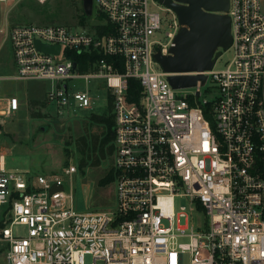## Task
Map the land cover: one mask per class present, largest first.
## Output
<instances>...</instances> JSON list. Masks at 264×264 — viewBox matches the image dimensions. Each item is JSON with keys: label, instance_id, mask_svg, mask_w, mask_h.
Here are the masks:
<instances>
[{"label": "built area", "instance_id": "2783aa9c", "mask_svg": "<svg viewBox=\"0 0 264 264\" xmlns=\"http://www.w3.org/2000/svg\"><path fill=\"white\" fill-rule=\"evenodd\" d=\"M94 6L104 23L7 30L17 70L9 79L54 83L47 102L61 117L92 108L89 90L74 81L105 84L114 116L116 205L78 213L60 176L9 173L0 155L6 264H87V257L90 264H184L186 254L190 264H264V0H229L233 58L203 73L205 84L184 95L155 60L159 52L170 55L182 27L172 9L161 0ZM164 14L171 23L162 42ZM101 27L108 32L101 35ZM37 42L60 52L44 53ZM84 55L93 60L82 72L76 58ZM130 81L141 88L138 102L131 101ZM2 100L0 88V106ZM7 105L9 118L18 99ZM76 173L73 165L65 170ZM180 198L190 201V216L184 207L177 215ZM197 214L204 217L197 229L176 227V218ZM13 227L26 234L16 236Z\"/></svg>", "mask_w": 264, "mask_h": 264}, {"label": "rangeland", "instance_id": "374dc122", "mask_svg": "<svg viewBox=\"0 0 264 264\" xmlns=\"http://www.w3.org/2000/svg\"><path fill=\"white\" fill-rule=\"evenodd\" d=\"M163 29L157 39L165 42L166 32L169 30L171 16L163 15ZM104 23L98 20V9L94 6L93 15L85 17L83 3L81 0H48L41 4L36 0H8L0 2V87L1 97L4 94L19 95L26 87L33 88L35 93L43 95L44 91L55 89L51 81H9L7 76L16 74L14 53L12 46L7 41L6 33L12 27L24 25H64L78 27ZM233 58L231 49L223 50L222 55L215 64L216 70L227 67ZM78 90H89L93 105L91 109H75L64 117L58 116L56 108L47 102L38 108L45 118H32V123L26 119L12 118L2 120L7 129L10 127L12 133L15 129L22 131L16 134L14 143H1L6 145L8 154L6 157V169L9 173L20 172L26 175H39L48 172L51 175L60 176L63 180L65 191L73 196L74 207L78 213H86L96 210L114 208L116 205L115 182L101 186V179L105 178L114 166L112 143L105 148L103 154L79 151V142L85 137L88 141H100L107 135V129L91 120L92 115L111 114L109 91L101 87V81L86 82L84 80L74 81ZM194 89H182L178 95L193 92ZM204 98L210 99L211 95L204 94ZM31 116V115H30ZM34 125L36 128H34ZM38 127V128H37ZM15 128V129H14ZM44 130V131H43ZM10 139L9 136H7ZM6 139L7 141H9ZM21 142V143H20ZM73 165L77 173L71 176L65 175V170ZM185 213L190 216L192 205L186 198L176 201V213ZM1 220V218H0ZM203 215L197 214L194 220L187 217L176 218V227H187V233L191 229L201 225ZM164 225L168 226L166 221ZM16 236H23L26 230L23 227H13ZM187 241V240H184ZM86 263L92 262L90 257ZM0 264H6L4 244L0 242ZM184 264H190V257L185 255Z\"/></svg>", "mask_w": 264, "mask_h": 264}, {"label": "water", "instance_id": "95a60500", "mask_svg": "<svg viewBox=\"0 0 264 264\" xmlns=\"http://www.w3.org/2000/svg\"><path fill=\"white\" fill-rule=\"evenodd\" d=\"M81 1L86 16H92L94 0ZM161 3L176 13L182 27L170 55L159 52L155 60L165 73L170 74L168 79L174 89L192 88L199 81L204 85L207 77L202 74L211 71L222 51L232 44L229 0H161ZM37 47L47 54L60 52L59 47L38 42ZM185 73L199 75H181Z\"/></svg>", "mask_w": 264, "mask_h": 264}, {"label": "trees", "instance_id": "16d2710c", "mask_svg": "<svg viewBox=\"0 0 264 264\" xmlns=\"http://www.w3.org/2000/svg\"><path fill=\"white\" fill-rule=\"evenodd\" d=\"M85 14V13H84ZM85 17L87 18L86 14ZM98 20L102 21L104 20L103 15H98ZM85 25V24H82ZM109 28L108 27H101L98 28V31L101 35L106 34L108 32ZM93 60L90 56L84 55L76 58V61L78 64L81 63L80 70L82 72L88 71L89 70V65L88 61ZM111 60V59H109ZM129 95L131 96V101L133 102H138L140 97H141V88L139 87V84L137 81H130L129 83ZM45 102L43 101H31L30 102V108H31V117L32 118H45V115L42 114L41 111L38 110V108L43 107ZM205 116L209 118V115L207 112H205ZM92 122L98 124V125H103L107 129V135L103 137L100 141H88L83 137L80 142H79V151L81 153H86V152H91L93 153H100L103 154L105 151V148L110 145L113 140H114V116L112 114L109 115H92L91 116ZM113 144V143H112ZM111 151L113 152V145L111 147ZM115 175L113 171H111L105 178L101 179L100 185L101 186H106L108 184H111L114 182Z\"/></svg>", "mask_w": 264, "mask_h": 264}, {"label": "crops", "instance_id": "0c3cea01", "mask_svg": "<svg viewBox=\"0 0 264 264\" xmlns=\"http://www.w3.org/2000/svg\"><path fill=\"white\" fill-rule=\"evenodd\" d=\"M12 76L13 75L7 76L6 80L15 81V80L9 79V77H12ZM29 82H31V81H29ZM46 93H48V91L45 90L43 95H40V94L35 93L33 88L31 89V87H26L22 91V94H19V95L4 94L1 97L3 100H2L1 106H0V155L4 156L3 162L5 164V167H6V157H7V154H8V150H7L6 145L1 144V143H14L13 137L17 133L18 134H22L23 132L14 128L17 133L16 134L12 133V130H10L11 129L10 127H8L7 129L5 128V126L2 123V120L3 119L9 120V119H12V118H18V119H22V120L26 119V120H28V122L30 121L32 123V121H31L32 118L30 116L31 115L30 102L31 101H43L44 102ZM9 98H17L18 102H19V107H18L17 111L13 112L12 115L9 118H7V117L4 116V113H5V110H6L7 106H8L7 105V99H9ZM34 128H36L35 125H34ZM7 136H9L10 139H8ZM6 139H8L9 141H7ZM51 174L52 173L48 172V173H46L44 175H51ZM30 175H33V174H30ZM39 175H43V174H39ZM33 176H35V175H33Z\"/></svg>", "mask_w": 264, "mask_h": 264}]
</instances>
